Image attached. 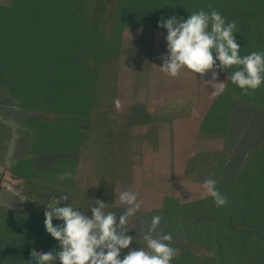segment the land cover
Instances as JSON below:
<instances>
[{
  "label": "rangeland",
  "instance_id": "374dc122",
  "mask_svg": "<svg viewBox=\"0 0 264 264\" xmlns=\"http://www.w3.org/2000/svg\"><path fill=\"white\" fill-rule=\"evenodd\" d=\"M124 1L107 0L106 9L98 11L92 6L93 0H0V60H4V63L0 61V115L10 117L7 120L11 121H0V148L9 146L11 137L7 142L5 131L17 130L14 147H18L20 139L25 145L24 152L18 151V156H27L32 146L36 150L34 165L23 162V165L17 164V168L22 167L30 174L44 170L48 163L55 164L50 165L48 171L53 174L45 173L28 182L12 180L10 166L0 169V180L3 170L7 175L3 183L0 181V223L5 222L6 235L11 237L13 227H27V215L46 218L45 210L50 212L55 207L71 206L91 218L90 209L98 206V178L103 176L115 189L114 202L105 205V213H115L118 220L131 206L120 202L121 192L134 194L136 202L140 203L135 214L127 218L126 235L132 236L133 241L121 250L120 259L132 250L150 251L144 236L149 233L152 218L159 215L160 224L151 235L159 239L164 234H171L172 240L165 241L175 249L170 264H242L240 259L253 260L252 242L242 238L244 234L240 228L229 231L223 225L220 230L213 224L178 223L177 217L153 210L160 208L167 197L177 202H189L208 196L204 181L216 180L215 171L221 157L227 158L235 147L230 143L224 145L221 130L216 125L211 129H194L193 120H201L211 113L216 98L236 101L232 127L238 129L246 123L247 129L256 133L264 131V106L256 102L257 96L252 94V89L246 93L237 84L229 85L228 81L232 80L223 68H213L203 76L186 67L175 77L162 71L164 59L169 55L165 45L167 29L158 27L157 22L161 17L167 20L173 16L182 22L192 13L203 11L205 6L196 0H165L163 14L150 15L141 10L137 18H132L133 11L131 16L117 14L118 4ZM261 14L262 11L257 10L250 17H263ZM242 22H235L233 32L240 55L264 53L256 44L258 37L264 38V23L254 31L250 29L254 23ZM208 31H211V24ZM22 46L29 48L31 57L28 59L18 55ZM214 52L213 49V57ZM15 53L17 55L13 56ZM24 64L29 72L22 74L20 69ZM6 68L11 71L2 77ZM233 70L240 69L234 67ZM213 71L218 74L215 83L225 85V90L218 95L212 85L206 83L212 79ZM34 77L41 81L32 82ZM148 87L152 93L157 90V99L162 97L165 101H158L159 104L145 102ZM40 89L46 93L48 104L37 99ZM245 93L249 94L247 98H256L250 106L248 101L241 100H246ZM256 93L264 96V83ZM75 108L80 109L78 114H72ZM174 135H178V144L186 143L185 150L178 153L173 150ZM64 161L70 164V172H66L71 173L68 178L63 172L67 164ZM255 161L257 165L253 162L248 165V169L257 168L255 176L245 179L241 178V172L249 162L245 156L225 165L230 180L241 178L235 185L242 192L237 200L239 204H243L242 188L253 186V191L248 192L254 194L264 180L263 159L259 156ZM61 175L64 179L60 183H48ZM229 179L222 183L225 188L221 194L228 198L227 203L220 206L222 209L228 207L232 196L238 195L237 191L229 193ZM257 181L260 183L254 185ZM259 191L264 194L263 189ZM65 196L67 200L62 199ZM247 198L244 195V201ZM258 199L257 207L264 211V195ZM173 205L178 208L172 202ZM201 213L205 215L206 210ZM52 221L64 223L54 212ZM218 221L222 223V220ZM260 227L252 226L254 243ZM17 237L14 235L12 239ZM20 240L15 242L22 243ZM45 241L42 240L39 248L36 244L33 246V242L28 245L23 241L26 250L18 259L8 254L11 245L4 246L0 264H27L33 248L53 254L61 250L57 239ZM262 246L257 247L261 249ZM50 264L62 262L57 256Z\"/></svg>",
  "mask_w": 264,
  "mask_h": 264
},
{
  "label": "clouds",
  "instance_id": "9594fccd",
  "mask_svg": "<svg viewBox=\"0 0 264 264\" xmlns=\"http://www.w3.org/2000/svg\"><path fill=\"white\" fill-rule=\"evenodd\" d=\"M209 24L211 31H208ZM157 26L167 29L169 55L161 66L166 74L178 76L181 69L186 67L203 76L219 60L223 69L233 65L242 66L232 74L231 80L246 93L248 89L255 90L264 83V53L252 52L242 57L233 36L235 22L225 24L219 12L213 10L209 14L201 10L182 22H178L175 16L167 20L161 17ZM213 49L216 52L215 59ZM217 75L213 71L212 79L206 83L211 84L218 95L225 90V85L215 83ZM70 175L65 173V178ZM203 187L218 207L227 203L216 188L214 179L205 180ZM62 199L68 198L65 196ZM119 199L121 203L131 206L118 220L115 213H105L106 204L99 200L96 201L98 206L90 209L91 218L71 206L55 207L50 212L45 210V227L60 242L61 250L53 254L52 251L38 252L33 248L27 264H50L57 256L62 264H170L175 249L165 241L172 240L171 234H164L159 239L151 235L160 224L159 215L152 218L149 233L144 236L150 251L140 248L129 251L123 259L119 258L121 250L128 248L133 241L132 236L126 235L127 218L140 208V203L136 202V196L132 193L121 192ZM52 212L57 219L64 221L62 226L52 224Z\"/></svg>",
  "mask_w": 264,
  "mask_h": 264
},
{
  "label": "trees",
  "instance_id": "16d2710c",
  "mask_svg": "<svg viewBox=\"0 0 264 264\" xmlns=\"http://www.w3.org/2000/svg\"><path fill=\"white\" fill-rule=\"evenodd\" d=\"M106 1L107 0H93L92 6L98 9V11L100 9L105 10ZM167 1L168 0H166V2ZM196 1L202 7L205 6L203 8L204 12L210 14L213 10H215L219 12L220 15L225 19V22H228V23L233 22V21L234 22L243 21L242 24H250V22H252L254 24L250 26L251 27L250 29L254 31H258L259 24L264 23V0H196ZM99 3L100 5H97ZM94 4H96V6ZM202 7H200L199 9H201ZM141 10L145 14L159 16L160 14H163L165 10V0H125L123 3L118 4L117 14L120 15L124 13V14H128L131 16V12L133 11L132 18H137V15ZM257 10L262 11L261 16L263 17L257 18L256 15H252L250 17V15L255 14ZM253 16H254V19H253ZM260 26L262 25L260 24ZM115 38H117V36ZM256 44H257V47H261L260 50L264 51V38L258 37ZM167 48H168V45H167ZM28 49L29 48L22 46L21 54L18 53V55H21L20 56L21 59L25 60L31 57L29 55V52L27 51ZM16 52L18 51L16 50ZM214 53H215L214 54V59H215L216 52ZM14 55L16 56L17 54L15 53L13 54V56ZM0 61L1 63H4V60L3 61L0 60ZM46 62L48 61L46 60ZM25 65L26 64L23 65L24 67L23 69H20L22 74H24V72H27V71L29 72V69L25 68ZM234 67H237L240 69L241 66L233 65L230 68L223 69L228 74V78H231L229 77V75H232L231 73L234 72L233 70ZM213 68L217 70L222 69V67H220L219 60H216ZM5 70L4 71L6 74L3 73L2 77L6 76L8 72L11 71V70H8L7 68ZM44 72L45 70L42 71V75ZM0 78H1V75H0ZM21 78H24V77H21ZM31 81L32 82L37 81L38 83V81L40 82L41 80L40 79L37 80L36 77H34L33 79H31ZM228 82H230L229 85H232V84L236 85L232 81H228ZM259 89H261V86L259 87ZM39 91H40V94H38L37 99H42V103L47 102L46 104H48V100L45 97L46 93L42 92L41 89ZM252 94L255 95V97L257 96L256 102L257 103L259 102L264 106V98H263L264 96L261 95L262 93H256V89L255 90L252 89ZM248 95L249 94L245 93L244 98H246V100L245 99H241V100H243L244 103H247L248 101L249 106H250L251 105L250 103L255 102L256 98H253V97L247 98ZM13 96L16 98L14 94ZM260 99H262L263 101H260ZM88 101H89V98H88ZM88 101H87V104H88ZM235 102H236L235 100L228 101L227 99L216 98L215 105L213 108H211L212 109L211 113H207L201 120H198V123H197L198 126L201 127V129H211L212 127H214V125H216V127L219 128L218 130H221L220 136L224 138V145L228 146L229 143L235 145L231 155H229L227 158L226 157L224 158L223 156L221 157L219 165L217 166L219 168L216 169L215 171L216 180L215 179L214 180L216 181V188L218 189L220 193L225 188L222 183L226 181L225 180L226 178L229 179V176H226L227 168H225V165H227L229 161H231L230 164L231 163L233 164L235 160L239 159L240 157L243 158L245 156L246 161H249V162L246 163V168L243 169L244 170L243 173L241 172V176H242L241 178H244V179L249 176H255L254 171H257V168L256 170L255 168L248 169V165L251 164L252 162L254 165H257L255 158H259V156H261V158L263 159L261 166L262 167L264 166V131L263 132L257 131V133L253 132V129H247L246 123L244 124V126H241L238 129H235L234 127H232L234 124L232 123L233 122L232 115L233 113H236V112H233L235 110V106H234ZM20 106L23 109H25L26 107L25 105H22L21 102H20ZM30 109L38 110L35 108H30ZM39 110H42V109L39 108ZM78 110L80 109L75 108V110H73L74 113L72 114H78ZM212 111H216L215 114L212 113ZM258 160L260 161L261 159H258ZM50 165L55 166L54 162L50 163ZM48 174L51 175L53 174V172H49ZM14 175H17V174L14 173ZM220 179H222L221 183H219ZM240 179L232 181L233 180L232 178L231 180L229 179L228 181V183L231 181V183L229 184L231 186L229 189V193L231 192L233 193L237 191L238 195L232 196L231 197L232 199L230 198L231 203L228 205L226 209H222L221 207L217 208V205L214 199L208 195L206 197L193 200V201H189V202H179V201L177 202V200H174L171 197H167V198H164L162 202V206L160 208H154L153 211H156L157 213H164L169 216H175L178 218V223L179 222H185V223L191 222V223H196V224H199V223L213 224L217 226L220 230L223 225L225 227H228L230 229L229 231H232V230L234 231V229L240 228L242 233L244 234L242 238H244V240L247 241L248 243L252 242L253 249L251 250H253L252 253L255 256L254 259L250 257L248 258V259H253V260L243 261V259H240L242 261V264H264V211H261L257 207V204L260 201L258 197H263L264 195L263 192L259 191V189L264 190V180L261 182L259 189L257 188L256 190L254 189L255 190L254 194L261 192L257 194L256 196H254L252 192H248V191H253V189H251L253 186L250 188H246L247 186L242 188L241 191H243V195H242L241 201L243 202V204H239L237 200L241 196L240 193L242 192H240V190L237 189L238 187H236L235 185L239 183ZM259 183L260 182L257 181L254 185H258ZM244 195L248 196L247 200L245 201H244ZM225 198H227V196ZM96 199L105 204H110V205H112V203L114 202V186L103 176H100L98 178L97 189H96ZM249 201L252 203V205L250 206H248ZM172 202L173 204L174 203L177 204L178 208L174 205L171 206ZM262 206H263V202H262ZM203 210H206V214L200 215L202 214L201 212ZM224 210H226V212H223ZM217 212L222 213V214L218 215ZM234 212H237L238 214H235ZM28 218L29 216H27V219L25 220L28 223L26 231H20V230H17L15 227L12 228L9 226V228H12L11 229L12 236L14 235L18 236L16 239L14 238L12 239V236L8 237L6 235L7 234L6 229L4 228V225H3L5 224V222L0 223V255H1V251L4 252L5 250L4 246L11 245L8 248V254H12L11 256L13 259H18L22 256V252L26 250L23 244V241L27 242L28 245L29 243L32 244L33 242L32 245L33 246L37 245L38 247V245L43 243L42 240H46L45 241L46 243L47 240L56 239L50 234L49 231L47 232V229L44 226L46 220L38 218L34 215L30 216L29 219ZM218 220H222L221 221L222 223H220ZM217 222H219L220 224ZM52 224L54 226L63 225L62 223L58 221H55ZM259 225L261 227L259 228L260 231H258L257 233L258 239H257V242L254 243V241L251 239L252 226L256 227ZM41 227H44L46 231L39 230ZM17 239L18 240L21 239L20 241H22V243L15 242V240L17 241ZM35 240H38V241H35ZM261 245L263 246L261 249H259L258 247H260ZM19 247L23 249H19ZM16 248H17V252L15 251Z\"/></svg>",
  "mask_w": 264,
  "mask_h": 264
},
{
  "label": "crops",
  "instance_id": "0c3cea01",
  "mask_svg": "<svg viewBox=\"0 0 264 264\" xmlns=\"http://www.w3.org/2000/svg\"><path fill=\"white\" fill-rule=\"evenodd\" d=\"M167 44V40H165V45ZM167 47V46H166ZM157 90H155V92L154 93H152L153 92V90L152 89H150L149 87H148V89H147V96H146V100H144L145 102H147L148 104L149 103H151V104H159L158 103V101L161 103V102H164L165 101V99H161L162 97H160L159 99H157V92H156ZM142 96V95H141ZM143 98V97H142ZM160 99H161V101H160ZM152 101H157V102H152ZM7 118L8 119H10V117H8V116H1L0 115V121L3 123V122H11V121H8L7 120ZM2 119V120H1ZM198 120L199 119H196V121L195 120H193V124H194V129L195 130H198V128H199V126H198ZM195 122V123H194ZM5 136H6V138H5V140L8 142V138H10V142H9V146L7 147V149L5 148V147H1L0 148V169H3L4 167H9L10 166V170L13 172H11V174H12V180H15V181H17V180H26L27 182L29 181V179H31V178H37L38 176H42V175H44L45 173H48V171H49V169L48 168H50L51 166L49 165V163L47 164V165H45V169L44 170H37V172H32V173H30V174H27L26 173V171L24 172V170H23V168L22 167H19V168H21V169H19V168H17L16 167V165L17 164H24L23 162H30L31 164H33L34 165V163H33V160L35 159V156H34V154H35V148L32 146V148H31V150H30V148H29V154L27 155V156H25V157H21L22 155H20V157L18 156V151L20 152V153H23L24 151H23V149L25 148V145L22 143L23 141H21V139L18 141V147H14L15 146V141H16V138L18 137L17 136V130H13V132H10V130H6L5 131ZM11 134H13V135H11ZM21 134V133H20ZM22 134H24V133H22ZM22 136V135H21ZM36 137H39V135H37ZM174 144H173V150L175 151V152H177L178 153V151L179 150H185L186 148H185V146H186V143H183V144H178V135L177 136H175L174 135ZM176 141V142H175ZM180 143H181V141H180ZM17 144V143H16ZM170 145V144H169ZM16 148H18V149H16ZM19 153V154H20ZM19 157V158H18ZM175 158H178V156L176 155L175 156ZM16 162H20V163H16ZM63 163H67V164H65L64 166V174L66 173V172H70V164H69V162L68 161H64ZM6 171V170H5ZM4 173H6V172H4V170H3V176H2V178H1V182L3 183L4 182V178H7L6 176L7 175H5ZM14 173L15 174H17V175H14ZM44 178L45 177H47V176H43ZM68 178V177H67ZM64 179V177L61 175V176H59V177H57L56 179H53V180H49L48 181V183H54V184H58V183H60V181H62ZM44 180V179H43ZM67 182H69V179H67ZM114 193H115V189H114ZM157 208H159V207H157ZM27 216H33V214H30V215H27ZM35 216V215H34ZM37 217V216H36ZM38 218H40V217H38ZM41 219H44V220H46L47 218H41ZM53 222H55V221H52V223ZM61 223V222H60ZM63 224V223H62ZM45 226V225H44ZM14 228V227H13ZM17 230H20V231H26L27 230V227L24 229L23 227H15ZM35 228V227H34ZM43 228V229H42ZM39 230H44V231H46L45 230V228L44 227H41ZM47 232H48V230H47Z\"/></svg>",
  "mask_w": 264,
  "mask_h": 264
}]
</instances>
